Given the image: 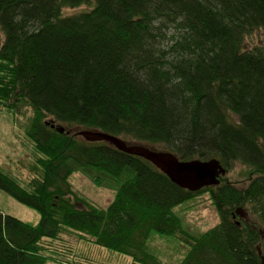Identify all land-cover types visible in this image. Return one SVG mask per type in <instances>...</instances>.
<instances>
[{
	"label": "trees",
	"instance_id": "trees-1",
	"mask_svg": "<svg viewBox=\"0 0 264 264\" xmlns=\"http://www.w3.org/2000/svg\"><path fill=\"white\" fill-rule=\"evenodd\" d=\"M0 35V112L26 118L31 164L27 182L0 166V190L41 215L30 224L0 210V264H85L69 237L131 264H173L152 252L155 238L185 247L180 264H261L262 235L232 214L264 231V0H0ZM75 129L216 159L228 174L239 165L244 186L226 176L184 190ZM76 173L112 203L76 194ZM206 194L221 222L192 234L176 208Z\"/></svg>",
	"mask_w": 264,
	"mask_h": 264
},
{
	"label": "rangeland",
	"instance_id": "rangeland-1",
	"mask_svg": "<svg viewBox=\"0 0 264 264\" xmlns=\"http://www.w3.org/2000/svg\"><path fill=\"white\" fill-rule=\"evenodd\" d=\"M83 9V7L75 10L67 9L65 14H74ZM259 41V35H255L253 40L248 41V44L251 47L254 42L258 43ZM26 122V118L23 116L17 117V115L9 112H0V166L6 172L12 173L22 181L27 182L30 180L29 173H31L30 152L21 143V137L24 135L21 126L23 127ZM242 172L243 168L237 165L236 169L227 175V179L242 187L244 186ZM69 182L76 194L84 196L101 207H108L114 200L115 194L112 190L96 186L89 178L80 173L73 174ZM0 210L6 215L30 224H38L41 220V215L37 210L16 201L2 190H0ZM175 212L184 218L188 227L187 230L192 234L206 233L221 222L220 213L208 194L198 196L185 205L177 207ZM258 220L259 218L254 221L258 223ZM75 239L74 237L68 238L77 253L84 257L85 264H131L132 262L128 256L111 252L88 241L76 242ZM150 249L160 256L163 262L173 264H180L186 252L183 245L178 246L173 240L158 238L153 240ZM47 264L59 263L49 261Z\"/></svg>",
	"mask_w": 264,
	"mask_h": 264
},
{
	"label": "water",
	"instance_id": "water-1",
	"mask_svg": "<svg viewBox=\"0 0 264 264\" xmlns=\"http://www.w3.org/2000/svg\"><path fill=\"white\" fill-rule=\"evenodd\" d=\"M52 127L56 128L54 124ZM57 130L61 133L65 132L64 128L57 127ZM75 130L73 132L87 142H106L121 152L145 159L164 173L172 183L190 192H198L204 188L218 186L220 177L227 175V170L216 159L210 161L199 159L185 161L179 159L171 152L159 151L146 145L129 143L122 138L98 130ZM70 133L68 132V134ZM67 202L72 203V198H68ZM237 214H241V212L237 211ZM259 254L261 256V264H264V253L261 248H259Z\"/></svg>",
	"mask_w": 264,
	"mask_h": 264
},
{
	"label": "flooded vegetation",
	"instance_id": "flooded-vegetation-1",
	"mask_svg": "<svg viewBox=\"0 0 264 264\" xmlns=\"http://www.w3.org/2000/svg\"><path fill=\"white\" fill-rule=\"evenodd\" d=\"M236 211H240L241 214L238 215L236 213ZM232 219L237 223V225L239 227H242V224H246V226H250L251 228H253L256 231H258L262 235L261 239L264 242V231H263V229L257 227V224L252 221V219H251V217H250L248 212H245V211H243L241 209L240 210L239 209L235 210L234 213L232 214ZM261 245H262V242H261ZM262 251L264 253L263 249H262ZM258 254H259V251H258Z\"/></svg>",
	"mask_w": 264,
	"mask_h": 264
},
{
	"label": "clouds",
	"instance_id": "clouds-1",
	"mask_svg": "<svg viewBox=\"0 0 264 264\" xmlns=\"http://www.w3.org/2000/svg\"><path fill=\"white\" fill-rule=\"evenodd\" d=\"M243 210V211H245V212H247L246 210H244V209H242V208H239V210ZM238 210V209H237ZM236 213H237V211H236ZM250 215V214H249ZM264 244V242L262 241V245ZM262 245L260 244V246L258 247V248H261V250L263 249L264 250V248H262Z\"/></svg>",
	"mask_w": 264,
	"mask_h": 264
},
{
	"label": "bare ground",
	"instance_id": "bare-ground-1",
	"mask_svg": "<svg viewBox=\"0 0 264 264\" xmlns=\"http://www.w3.org/2000/svg\"><path fill=\"white\" fill-rule=\"evenodd\" d=\"M209 161H210V160H209ZM227 175H228V173H227ZM227 175H226V176H227ZM226 176H225V177H226ZM221 178H224V177H220V182H221ZM194 193H196V192H194ZM238 215H239V214H238ZM234 222H235V221H234ZM235 223H236V222H235ZM244 226H246V225H244ZM246 228H247V226H246Z\"/></svg>",
	"mask_w": 264,
	"mask_h": 264
}]
</instances>
